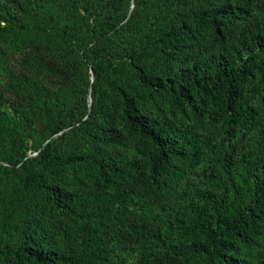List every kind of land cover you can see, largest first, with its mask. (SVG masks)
Masks as SVG:
<instances>
[{
  "label": "trees",
  "instance_id": "obj_1",
  "mask_svg": "<svg viewBox=\"0 0 264 264\" xmlns=\"http://www.w3.org/2000/svg\"><path fill=\"white\" fill-rule=\"evenodd\" d=\"M51 1L89 28L88 41L84 46L78 44L77 55L87 71L91 67L94 73L93 80L89 73L86 78L85 94L90 93L92 103L85 102L75 120L87 132L94 129L98 116L108 122L112 107L106 101V89L118 94L124 126L156 147L148 160L153 184L184 201L177 229L189 241L176 247L177 253L192 264H264V117L259 109L247 100L233 107L232 127L241 134L224 149L200 128L156 111V97L163 91L174 101L211 87L231 99L239 96L242 83L259 73L258 67L252 63L241 66L220 49L201 53L190 37L209 31L218 35L229 25L251 22L253 13L247 4L253 0L235 4L134 0L136 7L124 24L127 11L121 16L122 0ZM170 2L176 7H170ZM138 9L155 18L154 28L150 34L139 30L133 38L120 40L121 30L133 32L128 29L137 27ZM28 13L33 18L28 29L56 27L54 22L40 19L34 8ZM249 46L264 51V33L251 35ZM120 53L124 60L116 63ZM149 53L166 63L162 75L148 71ZM127 69L134 72L131 80L119 84L117 80ZM19 86L27 93L37 83L22 75ZM20 123L26 126L28 119ZM69 125L57 123L46 138ZM97 146L88 153L59 152L51 142H41L37 157L26 158L24 153V161H10V166L0 170V264H81L86 256L96 262L103 260L108 242L103 224L112 220L113 212L93 198L90 185H121L134 167L123 163L124 147L119 141ZM214 156L217 165L211 176L219 180L218 185L191 195L188 169ZM35 162L39 168L31 169ZM46 211L52 212L53 224L48 229L42 224L48 220ZM80 232L83 249H73L70 235Z\"/></svg>",
  "mask_w": 264,
  "mask_h": 264
},
{
  "label": "rangeland",
  "instance_id": "obj_2",
  "mask_svg": "<svg viewBox=\"0 0 264 264\" xmlns=\"http://www.w3.org/2000/svg\"><path fill=\"white\" fill-rule=\"evenodd\" d=\"M13 1L0 0V170L10 166V161H24V153L26 158L37 157V147L41 142L43 145L51 142L59 152L88 153L96 150L98 144H116L119 141L124 147L123 163L127 161L134 168L128 180L121 185H90L93 198L109 207L113 218L103 224L108 235L103 260L96 262L86 256L81 264H192L182 258L176 249L189 241L177 229L184 201L153 184L148 160L156 147L124 126L119 115L121 99L118 94L106 89V101L112 107L108 122L107 118L98 116L94 129L87 132L81 122L75 120L84 103H92L90 93L87 96L85 93L87 74L93 80L94 73L91 67L87 71L77 55L78 44L84 46L88 41V25L83 24L81 19L68 16L59 9V3L51 0ZM218 1L237 3V0ZM122 2L121 16L127 11L121 22L124 24L135 9L136 2ZM168 4L176 7L171 2ZM247 7L253 13L251 22L229 25L218 35L209 31L190 37L193 46L201 53L220 49L241 66L252 63L258 67L259 73L242 83L238 97L231 99L216 87L194 91L191 98L182 101H174L165 91L156 97V111L177 122L200 128L203 133L212 135L223 149L237 141L241 134L232 127L233 107L247 100L264 117V79L261 78L264 51L250 50L249 46L251 35L264 33V0H253ZM30 8L35 9L40 19L54 22L56 27L48 30L46 25L42 30L28 29L29 21L33 19L28 13ZM75 9L85 14L82 8ZM7 19L17 23H8ZM154 25L155 18L145 9H138L137 27L128 29L133 32L121 30L118 38L131 39L139 30L150 34ZM123 60V53L115 59L116 63ZM146 61L148 71L156 75H162L167 69L166 63L154 53H149ZM118 69H122L121 66ZM127 70L129 72L117 80L119 84L125 83L126 79L131 80L134 72ZM20 75L33 79L37 88L24 93L19 86ZM25 118L28 119L26 126L20 123ZM63 122H70L71 125L46 138L51 127ZM175 164L173 160L172 165ZM216 165L214 156L188 169L192 181L191 195L201 188L218 185L219 180L211 176ZM38 168V162L31 165V169ZM46 214L48 220L42 224L48 229L53 224L52 212L46 211ZM70 236L71 247L83 249V232Z\"/></svg>",
  "mask_w": 264,
  "mask_h": 264
}]
</instances>
